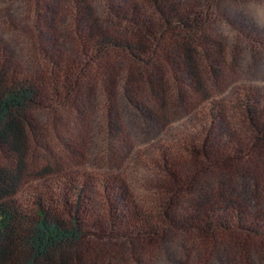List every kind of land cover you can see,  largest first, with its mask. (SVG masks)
<instances>
[{
	"label": "trees",
	"instance_id": "obj_1",
	"mask_svg": "<svg viewBox=\"0 0 264 264\" xmlns=\"http://www.w3.org/2000/svg\"><path fill=\"white\" fill-rule=\"evenodd\" d=\"M22 1L0 0V264H264V87L209 92L243 0ZM122 104L163 137L85 167L84 128L115 159Z\"/></svg>",
	"mask_w": 264,
	"mask_h": 264
},
{
	"label": "rangeland",
	"instance_id": "obj_2",
	"mask_svg": "<svg viewBox=\"0 0 264 264\" xmlns=\"http://www.w3.org/2000/svg\"><path fill=\"white\" fill-rule=\"evenodd\" d=\"M223 3L225 5L223 15L226 18L230 17L233 19L232 23L240 33H237L239 36H236V30L234 31L232 26L227 24L225 17H215L210 33L215 42L224 49V59L221 62L223 73L221 84L218 86L210 85L209 89V92L215 98H220L224 95L218 93V89L221 86L226 91H229L234 86H245L249 89L264 87V46L257 43H251L250 45L246 38L247 35H251L262 41L264 39V0L225 1ZM26 7L22 0H14V3L8 6V11L18 13ZM6 9V6L0 4V39L7 48L15 49L16 47L18 52L17 38L19 36L5 32L4 28H2L5 26L3 22L9 20L5 16ZM122 108L124 112V133L119 138L120 144L113 145L112 153L113 156L114 154L116 155L115 159H112L113 161L108 160L109 158H107L106 154H102L110 148L109 139L104 134L96 135L93 131H87L85 128L82 130L79 136L80 146L75 154L77 161L83 162L85 167H98L96 170L101 173L118 175L134 152L149 145L151 146L163 137L164 131L153 121L137 118L135 116L137 113L124 107L123 104ZM179 108L177 116L181 120L177 121L181 122L186 116H183L182 107L179 106ZM177 121L176 124L179 123ZM88 136L90 137L88 138ZM93 157L97 159L96 164L89 166L88 164ZM172 255L176 258L179 257L177 252L172 253Z\"/></svg>",
	"mask_w": 264,
	"mask_h": 264
}]
</instances>
